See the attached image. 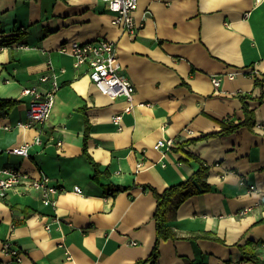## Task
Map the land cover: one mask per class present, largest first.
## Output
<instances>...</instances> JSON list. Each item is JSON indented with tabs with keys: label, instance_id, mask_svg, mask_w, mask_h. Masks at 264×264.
<instances>
[{
	"label": "crops",
	"instance_id": "0c3cea01",
	"mask_svg": "<svg viewBox=\"0 0 264 264\" xmlns=\"http://www.w3.org/2000/svg\"><path fill=\"white\" fill-rule=\"evenodd\" d=\"M134 17L142 26L131 37L112 25L101 0H0V100L18 102L0 116V169L46 175L65 189L56 208L43 205L38 191H9L0 200V263L147 259L157 201L144 186L162 193L194 175L198 163L178 150L188 141L184 151L209 167L211 190L178 208L177 238L161 242L158 264H256L241 260L238 246L248 242L264 262V85L256 83L264 76V0H139ZM103 38L116 43L136 87L121 125L113 118L124 99L103 95L88 67L75 68L71 54L60 52L72 41ZM51 72L59 90L50 118L19 127L32 99L24 89L46 93L51 83L40 78ZM213 76L221 78L218 90ZM241 96L255 125L222 134L245 120ZM38 137L27 156L8 153ZM85 139L100 166L96 178ZM161 139L175 143L165 155L154 148ZM76 185L83 194L73 192ZM117 186L127 190L115 194ZM6 242L24 254L21 263L5 254Z\"/></svg>",
	"mask_w": 264,
	"mask_h": 264
},
{
	"label": "built area",
	"instance_id": "2783aa9c",
	"mask_svg": "<svg viewBox=\"0 0 264 264\" xmlns=\"http://www.w3.org/2000/svg\"><path fill=\"white\" fill-rule=\"evenodd\" d=\"M109 13L112 15V25L119 28L123 34L136 37L141 24L135 20L134 13L137 10L139 0H101ZM21 48H29L28 45L21 43ZM61 53H70L74 59V67H88L91 80L95 87L103 94L112 99L123 98L126 106L122 113L114 116L115 124L121 125L123 114L131 113L135 107L136 87L125 72L119 56L117 45L114 41L103 38L88 42L72 41L63 44L60 48ZM51 65V62H49ZM234 73L229 74L230 79L234 78ZM264 78V76H263ZM42 82H50L51 88L46 93H40L36 88L24 89V96H32L30 106L27 112V120L19 122V127L30 128L37 124L45 123L51 116L55 96L59 90L57 76L54 73H47L41 76ZM212 83L215 90H218L221 84L219 76L212 77ZM6 127L5 129H7ZM264 131L262 126H258ZM264 133V132H263ZM41 144L38 137L33 143L13 147L8 153L27 156L32 144ZM61 145V143H58ZM175 146L174 141L161 139L157 141L154 148L162 152L163 155ZM139 169H143L144 163L138 164ZM255 190L254 186L250 187ZM64 186L50 177L43 175L38 179H33L29 174L16 169H0V200H2L9 191L17 193H30L38 191L41 195V201L45 206L57 207L58 196L64 192ZM73 192L77 195L83 194L80 186H74ZM264 196V192H263ZM136 244V243H133ZM3 251L11 256L18 263L22 262L24 254L13 244L6 242ZM4 264V263H0Z\"/></svg>",
	"mask_w": 264,
	"mask_h": 264
},
{
	"label": "trees",
	"instance_id": "16d2710c",
	"mask_svg": "<svg viewBox=\"0 0 264 264\" xmlns=\"http://www.w3.org/2000/svg\"><path fill=\"white\" fill-rule=\"evenodd\" d=\"M257 85H264V78L261 80L256 79ZM248 97L241 96V100L244 103V111H245V120L237 125H232L229 127H225L222 134L228 132H234L235 130L247 126L252 128L255 125L254 122V114L249 110L245 101ZM18 102L15 100H0V116L6 115L9 111H11ZM216 134L206 135L213 136ZM87 138V137H86ZM193 141H188L179 145L178 150H182L186 156V161H194L198 163L199 168L194 173V175L186 182L181 183L179 185L172 186L166 189L164 192L159 193L156 189L150 186H144L152 191L153 195L157 201V207L154 213V220L156 225V241L153 247V250L150 256L142 261L137 262L136 264H158L159 254H160V245L162 241H166L169 239H176V233L171 226V222L176 219V214L178 208L189 198L207 193L211 190V185H209L206 181L209 167L204 164V162L196 155L185 152L183 147L187 144H190ZM83 155L87 159V161L94 167L95 169V178L100 174V166L91 158L87 151L86 139L83 146ZM127 189L124 187H113L111 191L113 193L118 194L120 192H124ZM204 238L213 239L219 242H223L212 235H205ZM264 245V242L262 243ZM258 247L260 243L256 244ZM239 250L242 254L243 261L252 262L256 264H264V262L260 259L259 253L254 246L248 242L246 245L238 246Z\"/></svg>",
	"mask_w": 264,
	"mask_h": 264
}]
</instances>
